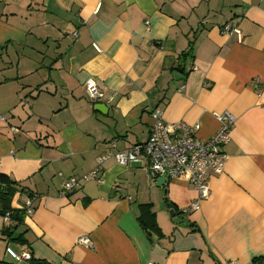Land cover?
Here are the masks:
<instances>
[{
    "label": "crops",
    "instance_id": "crops-1",
    "mask_svg": "<svg viewBox=\"0 0 264 264\" xmlns=\"http://www.w3.org/2000/svg\"><path fill=\"white\" fill-rule=\"evenodd\" d=\"M0 65V176L17 184L11 209L34 200L23 246L2 236L14 224L0 215V261L12 263L10 247L48 264H264V0H0ZM155 109L203 141L218 116L235 118L198 211L181 213L192 185L157 187L143 159L109 160L100 181L62 195L64 178L145 143ZM145 205L162 237L139 226Z\"/></svg>",
    "mask_w": 264,
    "mask_h": 264
},
{
    "label": "built area",
    "instance_id": "built-area-1",
    "mask_svg": "<svg viewBox=\"0 0 264 264\" xmlns=\"http://www.w3.org/2000/svg\"><path fill=\"white\" fill-rule=\"evenodd\" d=\"M145 25L148 27V23ZM222 33L236 35L237 38L240 36V33L229 24L224 25ZM71 36L76 39L78 35L73 32ZM84 91L91 103L100 101L104 96L102 90L92 79L85 82ZM109 102L110 99L106 100V105ZM162 114L160 109L152 111L153 123L145 143L134 145L125 151L109 152L100 156L96 168L80 178H64L61 186L62 195L73 194L80 188L82 182L100 181L99 172L103 164L109 160L114 161L119 166L127 167L132 164H139L140 160L143 159L151 181H157L161 177L165 179V182L185 179L192 185L197 192V199L183 209L181 213L188 214L198 211L200 203L209 196L208 181L211 175H219L224 169V162L227 157L223 148L229 141L230 129L235 123V118L227 112L218 116L217 120L220 123L218 131L212 138L203 141L194 136V133L199 130L198 126H188L181 122L168 124L163 120ZM33 201L32 198H29L25 204L24 211L28 217L33 212ZM4 219L7 221L8 214ZM77 243L85 247L91 245L87 237L79 238ZM4 252L15 264H22L31 260L28 252L16 253L10 247H6Z\"/></svg>",
    "mask_w": 264,
    "mask_h": 264
},
{
    "label": "trees",
    "instance_id": "trees-1",
    "mask_svg": "<svg viewBox=\"0 0 264 264\" xmlns=\"http://www.w3.org/2000/svg\"><path fill=\"white\" fill-rule=\"evenodd\" d=\"M1 192H0V205L2 206V210L0 215L5 217L8 214V219L14 224L13 226H6L3 228L1 234L8 240L18 243L23 246L26 244V240L24 239V235L28 230H24L22 233H17L18 227H22L25 218V211H17L10 208V201L15 193V186L17 185L15 182L8 180L4 176H0ZM69 196V195H68ZM176 214V213H175ZM180 214H176V217H179ZM139 226L146 232H151L159 237H162L160 230L156 224L155 215L151 212V208L148 205L140 206V216L137 218ZM29 253V252H28ZM30 254V253H29ZM29 262L22 264H48L42 260H36L32 258ZM0 264H15V263H7L4 261H0Z\"/></svg>",
    "mask_w": 264,
    "mask_h": 264
},
{
    "label": "water",
    "instance_id": "water-1",
    "mask_svg": "<svg viewBox=\"0 0 264 264\" xmlns=\"http://www.w3.org/2000/svg\"><path fill=\"white\" fill-rule=\"evenodd\" d=\"M95 110L100 112V113H104L107 111V108H105V106L103 105H97L95 106ZM165 185V179L163 177L159 178L156 182V186L157 187H162ZM169 216L172 219V222L176 225H184L186 227H190V223L188 222L187 219L183 218V217H175L174 211L172 210L171 205H169Z\"/></svg>",
    "mask_w": 264,
    "mask_h": 264
},
{
    "label": "rangeland",
    "instance_id": "rangeland-1",
    "mask_svg": "<svg viewBox=\"0 0 264 264\" xmlns=\"http://www.w3.org/2000/svg\"><path fill=\"white\" fill-rule=\"evenodd\" d=\"M0 68H1V65H0Z\"/></svg>",
    "mask_w": 264,
    "mask_h": 264
}]
</instances>
